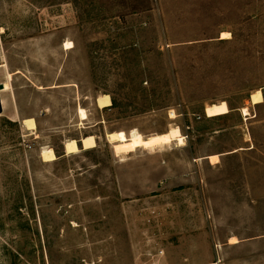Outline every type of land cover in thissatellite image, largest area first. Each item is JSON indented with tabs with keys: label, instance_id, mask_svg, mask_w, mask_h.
<instances>
[{
	"label": "rangeland",
	"instance_id": "374dc122",
	"mask_svg": "<svg viewBox=\"0 0 264 264\" xmlns=\"http://www.w3.org/2000/svg\"><path fill=\"white\" fill-rule=\"evenodd\" d=\"M1 30L0 264H264V0H0Z\"/></svg>",
	"mask_w": 264,
	"mask_h": 264
},
{
	"label": "bare ground",
	"instance_id": "6f19581e",
	"mask_svg": "<svg viewBox=\"0 0 264 264\" xmlns=\"http://www.w3.org/2000/svg\"><path fill=\"white\" fill-rule=\"evenodd\" d=\"M3 33V30L0 31ZM231 38L230 33H222L221 39L222 40H228ZM73 48L72 43L68 42L65 44V49L70 50ZM3 66H0V72L2 71ZM13 74L8 73L7 77L5 79V90L3 91V107H4V116H7V118L12 119V121H15L17 119L16 113H14L11 110L10 102H9V96L7 95L9 92H12V82ZM261 90H257L255 93H260ZM262 92H264V88L262 89ZM264 94V93H263ZM11 100V99H10ZM264 100V99H263ZM260 94H252V99L250 98V104L255 105L259 102H261ZM230 113V109L226 103L221 104H214L212 107H209L207 109V117L208 118H216L220 116H225ZM242 114L247 117L249 116L248 108L245 107L242 109ZM79 115L80 120L82 122H85L88 120V114L87 112L80 108L79 109ZM173 119L176 118L174 113H172ZM84 125V124H83ZM84 140H90V138H86ZM108 141L112 143L114 146L115 153L118 155H128L136 153L138 150H154L158 148H163L167 146H171L174 143H177L179 146L185 145V138L182 135L180 128H173L170 132L161 134V135H152V136H145L138 130H132L128 136L125 132H118L113 136H110L108 138ZM212 161L215 162V164L219 161V156H213L210 157ZM234 244H236L237 240L236 238H232Z\"/></svg>",
	"mask_w": 264,
	"mask_h": 264
},
{
	"label": "crops",
	"instance_id": "0c3cea01",
	"mask_svg": "<svg viewBox=\"0 0 264 264\" xmlns=\"http://www.w3.org/2000/svg\"><path fill=\"white\" fill-rule=\"evenodd\" d=\"M0 66H3V68H2V71L0 72V73H5V70H6V68H7V64L5 65V64H3V65H0ZM7 77V76H6ZM6 79V78H5ZM4 85V83H0V85ZM5 86V85H4ZM5 90V89H4ZM3 90V91H4ZM262 90V89H261ZM3 91H0V96H1V100H2V106H3ZM263 98H264V94H263ZM264 103V102H263ZM260 105V104H259ZM254 106H256V105H254ZM231 111V110H230ZM16 112V111H15ZM241 112H242V109H241ZM4 114V107H3V113L0 115V116H2ZM230 114V113H229ZM228 115V114H227ZM4 116V115H3ZM226 116V115H225ZM218 118V117H217Z\"/></svg>",
	"mask_w": 264,
	"mask_h": 264
},
{
	"label": "water",
	"instance_id": "95a60500",
	"mask_svg": "<svg viewBox=\"0 0 264 264\" xmlns=\"http://www.w3.org/2000/svg\"><path fill=\"white\" fill-rule=\"evenodd\" d=\"M5 89L4 85H0V91H3ZM3 113V106H2V100H1V96H0V115Z\"/></svg>",
	"mask_w": 264,
	"mask_h": 264
},
{
	"label": "trees",
	"instance_id": "16d2710c",
	"mask_svg": "<svg viewBox=\"0 0 264 264\" xmlns=\"http://www.w3.org/2000/svg\"><path fill=\"white\" fill-rule=\"evenodd\" d=\"M222 117V116H221Z\"/></svg>",
	"mask_w": 264,
	"mask_h": 264
}]
</instances>
